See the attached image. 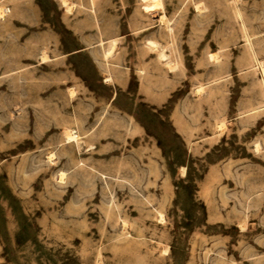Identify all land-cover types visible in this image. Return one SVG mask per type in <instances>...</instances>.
<instances>
[{"label":"rangeland","instance_id":"374dc122","mask_svg":"<svg viewBox=\"0 0 264 264\" xmlns=\"http://www.w3.org/2000/svg\"><path fill=\"white\" fill-rule=\"evenodd\" d=\"M69 1L0 0V264H264V0Z\"/></svg>","mask_w":264,"mask_h":264},{"label":"bare ground","instance_id":"6f19581e","mask_svg":"<svg viewBox=\"0 0 264 264\" xmlns=\"http://www.w3.org/2000/svg\"><path fill=\"white\" fill-rule=\"evenodd\" d=\"M62 3L65 5L66 10L70 11L71 7H72V3L69 0H61ZM143 1V8L145 9V13L151 12V11H159V10H163L162 9V1L161 0H142ZM195 8H197L198 10H201V7L198 4L194 5ZM1 12V9H0ZM162 24H167L168 19L166 18V15L161 13L160 19H159ZM148 45L150 46L151 49L157 50V56L159 59H164L166 56L165 54L161 51V49H158V45H156L155 41L153 42V40H148L147 41ZM115 39H111L110 43H109V48L104 51L103 55L105 58H108L112 55L114 48H115ZM210 57H214L213 54H209ZM45 56H42V58H44ZM169 67H171V65H169ZM262 72L264 73V68L262 69ZM65 138L68 140V142H72L74 140L77 141L76 139V135L73 134V132H71L70 130L65 132ZM62 174L63 172H59V175L62 178Z\"/></svg>","mask_w":264,"mask_h":264},{"label":"trees","instance_id":"16d2710c","mask_svg":"<svg viewBox=\"0 0 264 264\" xmlns=\"http://www.w3.org/2000/svg\"><path fill=\"white\" fill-rule=\"evenodd\" d=\"M186 169H187V167H186ZM186 176H187V173H186Z\"/></svg>","mask_w":264,"mask_h":264}]
</instances>
